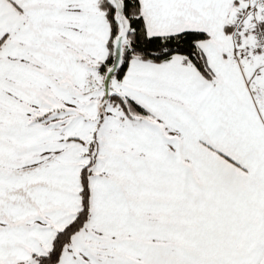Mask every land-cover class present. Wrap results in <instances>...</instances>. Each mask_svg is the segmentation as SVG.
Listing matches in <instances>:
<instances>
[{
	"label": "snow or ice",
	"instance_id": "1",
	"mask_svg": "<svg viewBox=\"0 0 264 264\" xmlns=\"http://www.w3.org/2000/svg\"><path fill=\"white\" fill-rule=\"evenodd\" d=\"M0 264H264V0H0Z\"/></svg>",
	"mask_w": 264,
	"mask_h": 264
}]
</instances>
